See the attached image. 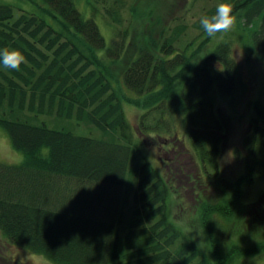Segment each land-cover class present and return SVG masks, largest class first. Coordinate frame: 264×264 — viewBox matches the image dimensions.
<instances>
[{"label":"trees","instance_id":"16d2710c","mask_svg":"<svg viewBox=\"0 0 264 264\" xmlns=\"http://www.w3.org/2000/svg\"><path fill=\"white\" fill-rule=\"evenodd\" d=\"M82 1H0V48H18L25 57L19 69L0 66V125L24 154L17 163L0 159V230L17 246L57 264L238 261L236 248L226 251L217 235L226 227L211 217L233 220L236 202L251 194L254 181L264 180V102H254L243 171L236 179L219 177L227 118L214 107L212 91L217 84L226 92L235 88L231 35L210 36L196 20L202 31L184 41L188 25L175 22V16L174 26L170 22L153 41L135 39L146 26L145 15L137 14L138 0ZM211 1L203 15L214 12L217 0ZM231 3L236 30L245 32L247 43L264 58V0ZM151 4L149 14L161 21L172 2ZM204 45L211 49L207 56L200 53ZM127 102L141 110L136 128ZM176 108L202 172L224 193L219 203L202 201L204 247L176 223L170 209L173 183L202 189L203 175L195 172V183L184 185L190 175L174 164L177 158L168 164L167 177L141 147V134L166 137L174 131ZM77 181L97 185L100 193L81 194ZM108 187L109 203L103 195ZM245 211L243 223L231 228L260 239L247 253L264 258V190Z\"/></svg>","mask_w":264,"mask_h":264},{"label":"rangeland","instance_id":"374dc122","mask_svg":"<svg viewBox=\"0 0 264 264\" xmlns=\"http://www.w3.org/2000/svg\"><path fill=\"white\" fill-rule=\"evenodd\" d=\"M0 1H7L14 4L18 3V0ZM170 1L172 2L169 8L170 11L165 12L164 18L158 21L155 14H149V10L151 9L150 4L151 2L153 4L155 0H138L137 4H139V11L137 14L145 15L146 26L142 28L139 34L133 36L135 39L139 38L153 41L158 37L162 28L169 26L170 22H172V26H174L175 22L181 19V21H185L188 25L187 33L182 36V40L186 41L188 37H193L199 31H202L200 27L196 25L195 21L199 20V17L203 15V9L205 7L214 4L211 0ZM187 1L188 3L190 2V4L186 7ZM81 3L83 5L82 0H80V4ZM126 16L130 18V11H126ZM175 16L178 17L176 21L174 20ZM173 21L175 22L173 23ZM237 21L238 19L236 18L235 23L227 30L231 35L229 37L232 40L230 49L235 60V65L233 66L236 79L235 88L230 92H226V90H223L217 84L216 90L212 91L214 96V107L227 118V129L219 155V177H224L229 180L236 179L244 168L243 157L246 152L244 139L250 134L252 129L251 122L254 115V102H264V58L258 56L251 48L250 44L247 43L248 37L246 33L236 30ZM142 24H144V21ZM143 29L146 30V37L142 34ZM105 35L107 40H109V35L106 31ZM217 38L218 36L216 35L214 39ZM210 41L209 46L213 47L215 41L213 38H211ZM150 45H152V43H150ZM209 46L204 45L200 53L207 56L211 51V49L207 48ZM212 62L214 63L213 60ZM218 67L225 70L224 63L219 64ZM124 106L132 126L136 128L139 123L138 114L141 110L130 102L125 103ZM174 113V117L178 118L173 122L174 131L170 133V135H165L166 137L158 135L155 131H151L146 135L141 134V147L146 154V159L158 167L161 173L166 175L168 164L171 165L172 160L177 158L178 160H175L174 164L178 165L180 163V167L183 168V170H181L183 174L190 175V177L187 176L184 178V180H186L184 181V185H191L190 181L195 183L191 176L195 172L203 175L202 184H204V186L202 187H204L205 190H203L204 188H188V190H185L180 186L177 188L176 181L173 183L174 188L172 187L170 209L176 223L179 224L187 234L196 239L199 245L204 247L206 244L204 242L206 240V233L203 226H201L204 223V221H202L204 218H200L202 214V205L205 201L219 203L223 200L224 193H222V189L216 181L213 182L214 184L208 182L207 175L201 170L202 166L195 147L187 137L188 130L185 128L182 115L178 113V108L174 110ZM85 126L83 127V131L86 132L87 129V133L99 135L100 131L94 127L87 128L88 126ZM23 158V152L14 148L8 132L0 125V159L10 163H17L22 161ZM172 175L173 174H171V176ZM76 183H78V181ZM78 184L81 187V194L83 193L87 196L93 195L96 197L97 194L100 193V187L97 185L91 183ZM193 185L197 186V184ZM70 187L72 188V184H70ZM249 190L251 192L250 195L236 202L235 208H237L238 211L237 216H235L233 220L230 221L229 218L225 217L218 219L215 216L211 217L214 224L226 227L224 232L220 231L221 233L218 232L217 234L222 240L225 250L232 252L231 246H234L237 250L233 257H238L239 260H235L231 264H264V258L259 257L261 253H247L250 247L256 246L261 240L235 234V229L233 230L231 228L233 223L236 227H239L240 224L243 223L242 214L246 212L245 209L249 203L257 200L262 190H264V180L254 181ZM110 193L109 187L108 190H104L103 195L105 201H108L107 195L109 197ZM203 200L204 202H202ZM109 202L110 200L108 203ZM0 264L57 263L49 259L45 254L30 250L26 247L17 246L0 230Z\"/></svg>","mask_w":264,"mask_h":264},{"label":"clouds","instance_id":"9594fccd","mask_svg":"<svg viewBox=\"0 0 264 264\" xmlns=\"http://www.w3.org/2000/svg\"><path fill=\"white\" fill-rule=\"evenodd\" d=\"M235 14L231 0H217L215 10L210 15L199 17V23L208 35L227 31L235 23ZM25 57L18 48H0V66L8 69H19Z\"/></svg>","mask_w":264,"mask_h":264}]
</instances>
